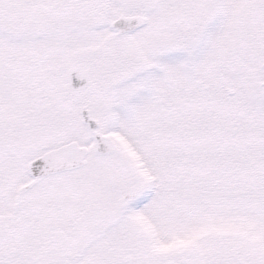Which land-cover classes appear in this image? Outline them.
<instances>
[{
    "label": "snow or ice",
    "instance_id": "snow-or-ice-1",
    "mask_svg": "<svg viewBox=\"0 0 264 264\" xmlns=\"http://www.w3.org/2000/svg\"><path fill=\"white\" fill-rule=\"evenodd\" d=\"M0 264H264V0H0Z\"/></svg>",
    "mask_w": 264,
    "mask_h": 264
}]
</instances>
